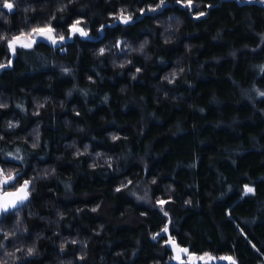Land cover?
I'll return each instance as SVG.
<instances>
[{"label":"trees","instance_id":"obj_1","mask_svg":"<svg viewBox=\"0 0 264 264\" xmlns=\"http://www.w3.org/2000/svg\"><path fill=\"white\" fill-rule=\"evenodd\" d=\"M10 2L0 168L31 195L0 211V264H179L166 224L264 264V1ZM46 26L59 46L9 49Z\"/></svg>","mask_w":264,"mask_h":264},{"label":"snow or ice","instance_id":"obj_2","mask_svg":"<svg viewBox=\"0 0 264 264\" xmlns=\"http://www.w3.org/2000/svg\"><path fill=\"white\" fill-rule=\"evenodd\" d=\"M0 4H2V7L5 9H8L9 11H11L13 9V3L10 2V0H0ZM203 15V14H201ZM120 19L122 20V22L127 23L128 20L130 19V17L127 16H121ZM80 24V21H77L75 24L72 25V31L73 32H79L80 35L82 36H86L87 33L85 31H83V29L79 28L78 25ZM53 29H51L50 27H45V28H34L32 29V31L30 33L27 34V36H25L23 33H21L20 36H16L11 38L10 40H8V47L10 50H12V52H15V46L17 45V43H21L23 40H28V42H24L21 44V46L23 47H31L32 46V42H34L35 36H43L45 38H47L48 40H51V42L53 44L56 43V38L52 35ZM35 34V35H33ZM31 37V40H29L28 38ZM7 39V37L5 36H0V40H5ZM59 39L61 41L64 40L63 36H60ZM101 52H103V50H101ZM0 67H3V65H0ZM261 95H264V93H261ZM2 106V105H0ZM11 126V125H10ZM15 179V177L12 174H5L4 171L2 169H0V211H7L9 208H15L17 206L18 203H23L24 200L27 199L28 197V187H29V182L25 181L24 184L17 189L15 192H8V191H4V189ZM245 192L246 193H251L253 192V189L251 187H247L245 186ZM161 205H163L165 202L164 201H160L159 202ZM163 211V208L161 209ZM165 215H167V212L164 213ZM163 231L165 233H167L168 229L167 227H165L163 229ZM155 238V237H154ZM168 243H170L174 249L176 248L175 245V241L173 240H169ZM31 249L29 250V252L31 253ZM180 252H183L185 254H187L188 250L187 249H178L177 250V255H176V259L180 260ZM207 257L208 260L211 259H215L214 257L208 256V254H205V256L199 257L200 260H205V258ZM190 259H192L190 257ZM221 259H229L231 260L230 257H221ZM181 264H184L183 261H181ZM232 264H235V262L233 261Z\"/></svg>","mask_w":264,"mask_h":264},{"label":"rangeland","instance_id":"obj_3","mask_svg":"<svg viewBox=\"0 0 264 264\" xmlns=\"http://www.w3.org/2000/svg\"><path fill=\"white\" fill-rule=\"evenodd\" d=\"M261 1H264V0H261ZM78 27L80 28V24L78 25ZM33 35H35V34H33ZM59 37H57V41H60ZM36 38H37V36H35V39ZM28 39L31 40V37H29ZM23 41L27 42L28 40H23ZM5 174H8V173H5ZM12 175L14 176V174H12ZM26 180H28V179H25L24 181L20 182L14 188H9V189H17ZM5 190H8V188L6 187ZM0 215H1V213H0ZM165 227H167V229H168L167 233H165L163 231V229ZM161 233H165L168 236L167 239H166V242L170 246V248L172 249V254H171V257H170V261H173V262H176V263H179V264H181V261H183L184 264H199V263H212V262H222V263L232 264V262L234 261L235 264H239L238 259L236 258V256L233 255V254H231V253H220V254H217V253H213V252H195V251H192L188 246L181 244L177 240V238L174 235L171 234L170 228H169V224H166L158 234H161ZM170 239L173 240V241H175V245H176V248L175 249H174V247L170 243H168V241ZM178 249H187L188 250L187 254H185L183 252H180V260H177L175 258L176 255H177V250ZM205 254H208V256L214 257L215 259L208 260L207 257H206L205 260H200L199 257L205 256ZM190 257L192 259H190ZM221 257H225V258L230 257L231 260H229V259H221Z\"/></svg>","mask_w":264,"mask_h":264},{"label":"water","instance_id":"obj_4","mask_svg":"<svg viewBox=\"0 0 264 264\" xmlns=\"http://www.w3.org/2000/svg\"><path fill=\"white\" fill-rule=\"evenodd\" d=\"M52 35H53V33H52ZM53 36H54V35H53ZM39 37H40V36H39ZM39 37H38V38H39ZM38 38H36L34 41H37ZM48 42H49L51 45L55 46V47L59 46V43H58L57 41H56L55 44H53V43L51 42V40H48ZM26 181L29 182V187H28V189H27V191H28V197H27V199L24 200V202H23L22 204H21V203H18L17 206H16L15 208H9L8 210H14V209H16V208H18V207L24 205V204L27 202V200L29 199V197H30V195H31V193H30L31 182H30L29 180H26ZM23 184H24V183H23ZM23 184H22V185H23ZM22 185H20L17 189H19ZM17 189H8V190H5V189H4V191L15 192ZM8 210H7V211H8Z\"/></svg>","mask_w":264,"mask_h":264}]
</instances>
